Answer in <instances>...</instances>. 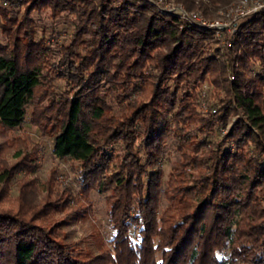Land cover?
<instances>
[{
	"label": "trees",
	"instance_id": "trees-1",
	"mask_svg": "<svg viewBox=\"0 0 264 264\" xmlns=\"http://www.w3.org/2000/svg\"><path fill=\"white\" fill-rule=\"evenodd\" d=\"M118 1L46 0L53 18L75 17L70 40L57 51L65 88L48 93L52 154L79 164L86 203L92 190L107 194L112 249L94 256L61 243L48 216L87 212L70 206L68 194L67 204L45 203L43 213L32 203L0 209V264H264V7L233 23L221 42L141 0ZM177 1L208 13L202 0ZM28 20L17 25L23 34L10 27L0 47L4 132L20 127L36 90L48 84L40 57L51 49L34 41ZM204 84L215 96L208 118L197 111ZM145 92L150 98L139 100ZM170 112L178 132L196 129L178 134V167L163 182L169 131L159 118ZM44 115L33 112L31 121L46 133ZM231 116L237 120L219 141L216 128ZM19 171L0 159V202Z\"/></svg>",
	"mask_w": 264,
	"mask_h": 264
},
{
	"label": "rangeland",
	"instance_id": "rangeland-1",
	"mask_svg": "<svg viewBox=\"0 0 264 264\" xmlns=\"http://www.w3.org/2000/svg\"><path fill=\"white\" fill-rule=\"evenodd\" d=\"M64 1V0H63ZM118 1V0H116ZM120 1V0H119ZM119 1L116 5H119ZM149 6H153L155 12L159 15H169L165 10L175 11L181 9L187 13H196L203 16L211 22H221L230 26L231 23L241 21L244 16H247L259 9L258 5L264 7V0H239L231 2L229 5H221L220 3L212 4L204 1L209 6L208 13L205 15L200 10H188L184 3L177 0H141ZM69 4H73L72 0H67ZM46 0H0V11L4 12L9 21H4L0 18V47L8 42V29L10 34H14L18 27V23L27 17L28 21L34 25V41L39 42L42 39L43 45L49 47V53L41 55L42 74L46 76L48 82L45 86L40 87L35 92V103L26 108V114L20 127L11 132H4L0 129V159L4 163V167L8 169L23 168V171L16 173L12 181H9L3 187V200L0 202V209L16 211L18 205L32 203L36 205L38 211H47L45 203H53L56 205L67 204L68 194L74 199L70 206L75 203L82 204L85 207V216H66L69 212H52L48 216V223L55 226V230L59 233L61 243L69 248H75L79 251L90 252L97 256L104 253L108 249H112L107 243L112 231L107 217V205L105 202L106 193H99L92 190L88 193L87 202L83 194L82 179L80 166L69 159H58L52 154V135L54 134L53 127L50 123L51 109L48 93L52 92L59 95L65 88V80L59 79V53L57 52L61 46L70 40L75 23L73 14L63 12L58 13V16L52 17L51 10L47 7ZM256 9V10H255ZM12 20V22H10ZM11 23H14L12 25ZM235 30V26L224 27L221 31H210L216 40L222 42L223 36H230ZM17 38H22L19 33ZM48 49V48H47ZM34 55V54H33ZM212 88L207 84L200 86L197 93L200 98V104L197 108L199 117L208 118L213 114L215 96H212ZM54 91V92H53ZM187 90H181L179 93H187ZM52 95V94H51ZM70 97L72 92L67 93ZM149 92H145L139 100L146 101L149 99ZM212 107V108H211ZM37 112H45L44 118L40 120L41 125L45 126L46 133H43L32 121V115ZM172 113H163L159 118V123L166 125L169 131V137L166 140L165 151L162 159V180H168L174 168L178 167L180 160V152L178 147V134L182 135L191 131L194 134L195 126L185 128L181 132L176 130V126L171 121ZM46 116V117H45ZM51 117V116H50ZM48 119V120H47ZM237 117L231 116L227 124L222 128H216V137L220 139L226 135ZM231 143V142H230ZM229 146H232L231 144ZM109 151L115 154L116 151L111 148ZM115 163V162H114ZM111 164L107 169V174H112ZM28 168V169H27ZM33 169L34 173H30ZM85 185V184H84ZM20 186H24L20 196ZM20 199V202H19ZM87 204L90 206L86 208ZM166 202H163L161 208H165ZM77 207V206H76ZM87 209V210H86ZM37 211V212H38ZM40 223L39 221L37 222ZM36 223V224H37ZM41 224V223H40Z\"/></svg>",
	"mask_w": 264,
	"mask_h": 264
},
{
	"label": "built area",
	"instance_id": "built-area-1",
	"mask_svg": "<svg viewBox=\"0 0 264 264\" xmlns=\"http://www.w3.org/2000/svg\"><path fill=\"white\" fill-rule=\"evenodd\" d=\"M258 6L260 8L261 5ZM165 12L179 19V21L182 22V24L188 28L194 27L201 30H206V31L214 30L217 32L218 30L221 31L224 27L232 28L234 26L233 23H231L230 26H228L227 24H223L221 22H211L205 19L203 16H200L196 13H187L186 11L181 9H176L175 11L165 10ZM211 112L215 113V110L211 109Z\"/></svg>",
	"mask_w": 264,
	"mask_h": 264
}]
</instances>
